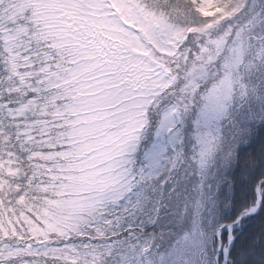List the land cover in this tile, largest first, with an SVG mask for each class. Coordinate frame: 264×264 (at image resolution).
I'll return each mask as SVG.
<instances>
[{
  "label": "snow or ice",
  "instance_id": "snow-or-ice-1",
  "mask_svg": "<svg viewBox=\"0 0 264 264\" xmlns=\"http://www.w3.org/2000/svg\"><path fill=\"white\" fill-rule=\"evenodd\" d=\"M0 264H264V0H0Z\"/></svg>",
  "mask_w": 264,
  "mask_h": 264
}]
</instances>
